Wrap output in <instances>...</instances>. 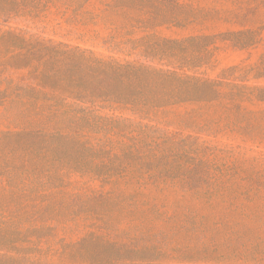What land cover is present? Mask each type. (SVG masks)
Masks as SVG:
<instances>
[{
  "label": "rangeland",
  "instance_id": "1",
  "mask_svg": "<svg viewBox=\"0 0 264 264\" xmlns=\"http://www.w3.org/2000/svg\"><path fill=\"white\" fill-rule=\"evenodd\" d=\"M167 1L156 0L153 32L178 41L172 62L103 42L113 30L120 42L118 25L146 16L129 6L107 25L99 17L96 25L70 23L71 11L63 15L66 9L56 7L40 19L0 21L3 31H23L52 46H80L215 81L219 93L150 120L119 105L97 108L149 124L153 137L145 144L125 137V124L113 131L109 125L107 133L84 129L80 141H31L16 134L14 114L0 107L1 159L31 158L57 180L13 199L0 180V264H264V0ZM102 9L103 0H90L84 11ZM136 31L125 40L144 35ZM3 79L60 91L38 84L30 68L7 66ZM42 147L44 153L35 152Z\"/></svg>",
  "mask_w": 264,
  "mask_h": 264
},
{
  "label": "trees",
  "instance_id": "2",
  "mask_svg": "<svg viewBox=\"0 0 264 264\" xmlns=\"http://www.w3.org/2000/svg\"><path fill=\"white\" fill-rule=\"evenodd\" d=\"M89 2L0 0V21L8 22L20 17L40 19L56 7L59 12L61 8L66 9L63 15L71 11L67 19L70 23L96 25L99 17L107 25L113 22L112 14L124 16L125 6H129L146 16L142 18L137 14L127 23H120L117 27L123 38L120 42L115 41L114 30L103 42L111 49L117 50L127 45L133 51H140L147 59L172 62L173 46L178 41L161 38L153 32L156 28V0H103L104 9L99 14L84 11ZM136 29L142 30L144 35L139 39L125 40V36L135 35ZM0 46L3 47L0 50V68L4 71L7 66L30 68L38 84L60 89L58 92H42L28 86L14 85L12 80L3 79L4 71H0V85L7 84V88L0 91V107L14 114L20 128L16 134L31 141H80L86 136L84 129L90 132L101 129L105 132L109 125L111 128L108 130L113 131L119 128L118 125L125 124V129L129 130L128 134L125 132V137L145 144V138L153 137L149 124L142 121L135 124L131 119L104 116L97 108L119 105L142 120H150L151 116L160 111L166 113L168 108L175 105L213 101L219 97L215 81L183 77L174 71L151 65L121 62L80 46L71 47L62 43L52 46L39 38L27 37L23 31H3L1 26ZM18 63L19 67H15ZM62 68L64 73L61 72ZM191 89L198 93H193ZM135 131H138L137 137H134ZM154 143L155 146L161 145ZM43 150L42 147L35 152L44 153ZM29 161L9 164L0 156V180H7L12 199L17 192L38 194L57 182L56 178L43 173L41 168L44 165L32 163L31 158Z\"/></svg>",
  "mask_w": 264,
  "mask_h": 264
}]
</instances>
